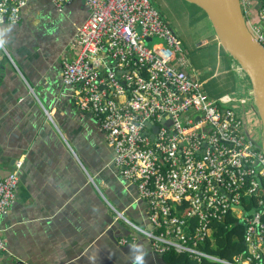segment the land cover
<instances>
[{"label":"built area","instance_id":"1","mask_svg":"<svg viewBox=\"0 0 264 264\" xmlns=\"http://www.w3.org/2000/svg\"><path fill=\"white\" fill-rule=\"evenodd\" d=\"M31 1L0 0V25L17 23ZM52 1L63 11L69 0ZM85 4L88 17L69 45L62 81L96 119L120 179L145 203L144 226L120 217L158 255L264 264V154L247 129L249 117L259 118L255 104H246L253 97L208 96L177 31L150 0ZM240 5L264 46V0ZM241 68L234 61L238 76L246 74ZM21 166L7 177L0 171V220L17 200ZM228 218L244 226L247 247L232 262L205 251L215 246L214 224ZM6 250L0 231V256Z\"/></svg>","mask_w":264,"mask_h":264},{"label":"crops","instance_id":"2","mask_svg":"<svg viewBox=\"0 0 264 264\" xmlns=\"http://www.w3.org/2000/svg\"><path fill=\"white\" fill-rule=\"evenodd\" d=\"M87 17L81 0L63 11L52 0H34L17 23L0 25L2 176L22 162L17 200L0 220L7 248L0 264H92V255L94 264H132L134 244L143 245L144 264H157L149 242L120 217L144 226L145 203L118 176L96 119L64 90L63 60L72 57L69 45ZM182 31L208 96H250L214 30L199 37ZM248 120L258 142L252 130L260 129L259 118Z\"/></svg>","mask_w":264,"mask_h":264},{"label":"water","instance_id":"3","mask_svg":"<svg viewBox=\"0 0 264 264\" xmlns=\"http://www.w3.org/2000/svg\"><path fill=\"white\" fill-rule=\"evenodd\" d=\"M72 1L74 0H69L67 3L70 4ZM85 1L81 0L82 4H85ZM184 1L204 12L222 49L243 68L248 76L250 96L254 99L262 128V139L260 143H256V147L264 154V46L249 29L240 0ZM150 40L151 38L147 39V41ZM7 62L8 59H4L3 66ZM240 209L243 208L241 207ZM137 235L146 239L140 234ZM151 252L155 256L157 264H167L163 255L154 253L152 249Z\"/></svg>","mask_w":264,"mask_h":264},{"label":"rangeland","instance_id":"4","mask_svg":"<svg viewBox=\"0 0 264 264\" xmlns=\"http://www.w3.org/2000/svg\"><path fill=\"white\" fill-rule=\"evenodd\" d=\"M150 1L152 5L162 13L164 19L168 21L172 25V27L177 31V33H179L180 35L182 30L186 34L189 33L188 36L194 35V37H199L201 34L204 33L203 31H210L211 34L213 33L212 25L208 20V18L206 17V15L204 14V12H202L199 8L194 7V5L184 0H150ZM183 24L184 26H182ZM186 51L188 58V55L190 53L188 49H186ZM228 56L234 63L232 57L230 55ZM234 73L238 76L237 72ZM240 76H244V77L240 78ZM238 77L242 81L247 82L248 86H250V81L246 74L239 75ZM252 136L257 138V140L261 142L262 128L260 127V129L258 128L252 130Z\"/></svg>","mask_w":264,"mask_h":264},{"label":"trees","instance_id":"5","mask_svg":"<svg viewBox=\"0 0 264 264\" xmlns=\"http://www.w3.org/2000/svg\"><path fill=\"white\" fill-rule=\"evenodd\" d=\"M236 97L234 93H230ZM216 229L214 238L215 246L207 247L205 251L209 254L232 262L235 257L242 255L247 251L244 244L245 229L244 226L238 224L236 220L228 218L225 222H217L214 224ZM167 264H223L216 261L203 260L201 262L193 261L184 254L167 253L164 255Z\"/></svg>","mask_w":264,"mask_h":264},{"label":"clouds","instance_id":"6","mask_svg":"<svg viewBox=\"0 0 264 264\" xmlns=\"http://www.w3.org/2000/svg\"><path fill=\"white\" fill-rule=\"evenodd\" d=\"M130 253L132 258V264H144V257L146 255V252L142 244L131 245ZM89 260L92 262V264H94L95 256H90Z\"/></svg>","mask_w":264,"mask_h":264},{"label":"bare ground","instance_id":"7","mask_svg":"<svg viewBox=\"0 0 264 264\" xmlns=\"http://www.w3.org/2000/svg\"><path fill=\"white\" fill-rule=\"evenodd\" d=\"M242 69V68H241ZM243 71V70H242ZM244 72V71H243Z\"/></svg>","mask_w":264,"mask_h":264}]
</instances>
